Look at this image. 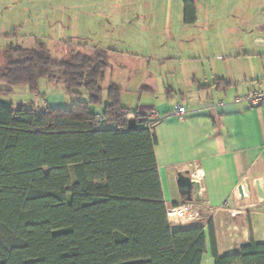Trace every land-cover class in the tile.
I'll list each match as a JSON object with an SVG mask.
<instances>
[{
    "label": "trees",
    "instance_id": "trees-1",
    "mask_svg": "<svg viewBox=\"0 0 264 264\" xmlns=\"http://www.w3.org/2000/svg\"><path fill=\"white\" fill-rule=\"evenodd\" d=\"M195 9L184 1L186 23ZM65 45L63 58L42 43L2 53L0 79L9 88L0 95L28 85L38 96L44 78L78 100L36 111L0 99V264H202L208 240L215 264H264V243L252 239L221 255L212 218L174 228L154 121L124 107L114 82L103 104L113 52L86 39Z\"/></svg>",
    "mask_w": 264,
    "mask_h": 264
},
{
    "label": "crops",
    "instance_id": "crops-1",
    "mask_svg": "<svg viewBox=\"0 0 264 264\" xmlns=\"http://www.w3.org/2000/svg\"><path fill=\"white\" fill-rule=\"evenodd\" d=\"M193 1L194 22H185L183 10L181 32L166 37L181 49L165 50L157 59L113 52L111 69L130 65L143 72L122 100L127 93L139 95L129 109L155 123V158L167 208L198 205L200 221L214 219L220 254L232 255L251 239L264 243V196L254 187L259 181L264 193V105L236 101L264 91V0ZM217 5L231 9L234 18L210 17L207 11ZM50 105L65 104L55 99ZM178 105L189 112L173 115ZM187 171L200 184L199 202H187L179 192L178 174ZM240 185L249 186L243 201ZM202 264H215L209 240Z\"/></svg>",
    "mask_w": 264,
    "mask_h": 264
},
{
    "label": "rangeland",
    "instance_id": "rangeland-1",
    "mask_svg": "<svg viewBox=\"0 0 264 264\" xmlns=\"http://www.w3.org/2000/svg\"><path fill=\"white\" fill-rule=\"evenodd\" d=\"M182 4L184 0H0V71L2 53L9 45L34 48L42 43L53 57L63 58L68 50L65 42L75 39L93 41L111 52H131L144 58L152 55L157 59L165 50L181 49L166 37L178 35L176 32L182 30ZM207 13L221 20L235 16L231 9L227 11L221 5L211 7ZM223 26L216 25L226 27ZM142 76L143 72H135L130 65L109 69L103 82V104L111 81L120 84L123 92L130 85L137 88ZM7 88L9 85L0 79V89ZM10 89L12 92L0 95V99L10 102L13 108L24 105L40 111L51 107L55 99L67 107L78 100L68 96L63 85L50 84L44 78L38 82V96L28 85ZM138 96L127 93L122 105L136 106ZM80 98L87 101L89 97L82 91ZM91 108L96 113L103 109L102 106Z\"/></svg>",
    "mask_w": 264,
    "mask_h": 264
},
{
    "label": "built area",
    "instance_id": "built-area-1",
    "mask_svg": "<svg viewBox=\"0 0 264 264\" xmlns=\"http://www.w3.org/2000/svg\"><path fill=\"white\" fill-rule=\"evenodd\" d=\"M237 102H246L252 106H263L264 105V91L254 90L247 93L243 96H238L236 98ZM189 111L182 105H178L173 111L172 114L175 116L186 115ZM152 117L157 116V112L153 111L151 114ZM200 208L196 204L186 203L178 205L177 207H171L168 209V219L172 224H195L198 223L200 218ZM170 214L173 215V219L170 218ZM182 221V223H180Z\"/></svg>",
    "mask_w": 264,
    "mask_h": 264
},
{
    "label": "water",
    "instance_id": "water-1",
    "mask_svg": "<svg viewBox=\"0 0 264 264\" xmlns=\"http://www.w3.org/2000/svg\"><path fill=\"white\" fill-rule=\"evenodd\" d=\"M177 185L180 194L185 197V200L187 202H192V201H200V198L198 197L197 193L198 190L200 189V184L197 181H193L190 177V173L187 171L186 173H179L178 174V180H177ZM255 189L257 190V194L260 198H263L264 193L263 190L260 186L259 181H256L254 184ZM249 186L245 187L244 185H240L238 188V192L241 198V201L245 200L246 198V191H248ZM181 224H177L174 228H179ZM249 241L244 242L243 245H248Z\"/></svg>",
    "mask_w": 264,
    "mask_h": 264
},
{
    "label": "bare ground",
    "instance_id": "bare-ground-1",
    "mask_svg": "<svg viewBox=\"0 0 264 264\" xmlns=\"http://www.w3.org/2000/svg\"><path fill=\"white\" fill-rule=\"evenodd\" d=\"M170 218L173 219V215L172 214H170Z\"/></svg>",
    "mask_w": 264,
    "mask_h": 264
}]
</instances>
